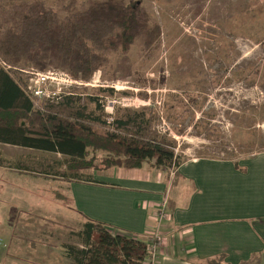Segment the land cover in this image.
I'll list each match as a JSON object with an SVG mask.
<instances>
[{"label": "rangeland", "instance_id": "rangeland-1", "mask_svg": "<svg viewBox=\"0 0 264 264\" xmlns=\"http://www.w3.org/2000/svg\"><path fill=\"white\" fill-rule=\"evenodd\" d=\"M38 1L61 16L67 15L64 10L67 0H12L10 3ZM141 1L161 27L162 34L156 44L145 49L139 40L128 52L114 53L110 64L90 80L73 87H68L71 84L65 81L55 86H62L63 91L76 88L87 93L112 88L116 93L106 103L109 115L118 106L161 109L164 119L154 128L177 141L175 152L183 162L196 158L231 160L243 167L264 153V0ZM86 5L87 0H78L76 8ZM1 64L16 80L20 77L28 81L33 69L62 71L71 76L54 67L39 70L31 65ZM145 95L147 100L142 98ZM166 104L173 107L170 112L163 109ZM104 155L98 153L94 165H100ZM63 160L52 153L0 144V161H6L7 169L24 164L23 167L38 172L50 168L52 172L67 171ZM97 171L100 170L87 169L83 173ZM38 175L28 178L29 181L24 179L23 184L15 182V186L7 175L2 177L0 189H17L29 195L32 190L44 189L46 184L39 183L43 179L35 177L45 178L63 196L65 216L59 220L55 217L52 230L47 231L54 237L48 234L44 238L43 230L34 228L25 231V235L30 234L26 239L13 236L11 244L9 240L6 244L0 242V264H74L68 249L84 247L80 233L85 222L73 210L67 185L59 178L51 181L53 178ZM49 199L55 201L56 207L61 204L57 197L50 195ZM13 247L23 249L22 253L6 254L13 252ZM43 251L53 255L43 256Z\"/></svg>", "mask_w": 264, "mask_h": 264}, {"label": "trees", "instance_id": "trees-1", "mask_svg": "<svg viewBox=\"0 0 264 264\" xmlns=\"http://www.w3.org/2000/svg\"><path fill=\"white\" fill-rule=\"evenodd\" d=\"M11 1L0 0V144L60 154L67 171L16 168L65 178L69 183L93 184L100 182L84 175V170L139 169L145 162L154 161V168L176 174L184 163L175 152L177 141L154 128L164 119L161 109L118 106L109 115L106 103L116 93L112 88L93 93L75 88L54 102L36 105L25 92L27 81L16 80L1 64L31 65L39 70L54 67L86 82L108 66L118 50L126 53L139 40L145 49L158 42L161 27L142 1L87 0L86 6L77 9L78 0H67L66 16L42 1L20 5ZM142 98L147 100L148 96ZM171 108L166 104L163 109L170 112ZM98 153L105 155L100 165H94ZM4 163L0 161V166ZM233 164L244 171L237 161ZM80 235L84 247L68 249L74 264H146L144 238L121 234L90 220ZM260 259L254 255L241 264H260ZM207 264L228 263L222 255Z\"/></svg>", "mask_w": 264, "mask_h": 264}, {"label": "crops", "instance_id": "crops-1", "mask_svg": "<svg viewBox=\"0 0 264 264\" xmlns=\"http://www.w3.org/2000/svg\"><path fill=\"white\" fill-rule=\"evenodd\" d=\"M233 162L190 159L176 174L154 168V161L145 162L139 169L114 167L88 173L100 184L47 178H59L67 185L73 210L85 223L102 222L118 233L146 241L151 230L160 227L163 245L158 249L155 264H207L222 255L228 264H241L260 255V264H264V153L243 167L239 165L244 171L237 170ZM16 167L0 166V182L9 175L15 186V182L23 184L24 179L39 176L25 170L26 167ZM35 178L46 184L44 189L32 190L29 195L17 189H0V242L6 244L9 240L11 244L13 236L26 239L30 234L25 235V231L34 228L43 230L44 238L48 234L54 237L47 231L52 230L55 217L64 218V198L45 178ZM50 195L57 197L61 203L58 207L49 199ZM166 195L171 219L159 224L156 216ZM13 248V252L6 254L14 256L23 251ZM42 254L53 255L45 251Z\"/></svg>", "mask_w": 264, "mask_h": 264}, {"label": "built area", "instance_id": "built-area-1", "mask_svg": "<svg viewBox=\"0 0 264 264\" xmlns=\"http://www.w3.org/2000/svg\"><path fill=\"white\" fill-rule=\"evenodd\" d=\"M30 77L25 86V92L36 105L41 104L42 101H56L62 94L68 91H63L62 86H55L58 82L65 81L73 87L75 85L82 84L81 81H77L72 78L69 74L62 71H47L39 72L38 70H31L29 72ZM74 84V85H73ZM50 87L58 89L59 91L52 90ZM67 88V87H66ZM71 90V89H70ZM168 209V195L161 202L158 213L156 216L157 222L163 223L164 221L170 220L171 215L167 211ZM147 242L148 258L146 264H155L157 260L158 249L163 245V240L160 235V227L153 228L150 232V237Z\"/></svg>", "mask_w": 264, "mask_h": 264}]
</instances>
